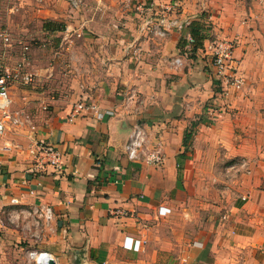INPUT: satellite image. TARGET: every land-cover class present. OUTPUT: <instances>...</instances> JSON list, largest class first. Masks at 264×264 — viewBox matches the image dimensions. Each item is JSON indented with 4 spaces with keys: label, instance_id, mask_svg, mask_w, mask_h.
Listing matches in <instances>:
<instances>
[{
    "label": "crops",
    "instance_id": "obj_1",
    "mask_svg": "<svg viewBox=\"0 0 264 264\" xmlns=\"http://www.w3.org/2000/svg\"><path fill=\"white\" fill-rule=\"evenodd\" d=\"M144 1H36L0 44V70L33 74L11 86L23 123L0 134V264H30L31 248L63 264H264V0H183L181 17L211 26L203 46L189 27L141 33ZM214 37L238 38L246 77L223 95ZM81 100L98 109L70 121ZM136 121L162 166L128 158ZM38 142L63 151L62 170L37 165ZM46 204L50 221L34 211Z\"/></svg>",
    "mask_w": 264,
    "mask_h": 264
},
{
    "label": "built area",
    "instance_id": "obj_2",
    "mask_svg": "<svg viewBox=\"0 0 264 264\" xmlns=\"http://www.w3.org/2000/svg\"><path fill=\"white\" fill-rule=\"evenodd\" d=\"M42 2L43 0H36ZM72 10H80L85 5V0H67ZM183 7V0H146L136 3L135 9L141 17L140 31L145 34L164 38L172 29L181 30L189 27L191 19L180 16V10ZM6 42H10L11 35L8 31L0 32ZM190 42L195 39L188 36ZM239 44L238 38L214 37L209 39L206 50L211 57L213 73L221 84L219 94H227L231 88L240 89L244 86L246 77L241 68V63L235 56L236 48ZM179 59H176L178 62ZM21 76L25 83L32 81L31 72L20 71L12 72L9 70H0V134L4 133L10 126H19L22 124V116L18 111L12 109L11 86L13 81ZM217 101L212 99L207 103V115L213 117L218 111ZM98 109L94 102L78 101L73 106L69 115L72 121L84 111H96ZM30 154L39 167L51 165L56 171L63 168V151L50 142H38L29 147ZM125 152L129 159L146 162L157 166L165 163L166 155L161 141H151L150 132L138 121L133 125L125 144ZM12 203H18L17 198H12ZM35 212L42 215L47 221L53 216L51 205H40L34 208ZM1 215V212H0ZM125 246L128 248L139 249L141 241L126 240ZM30 264H63L57 261L54 255L48 250L31 248L28 250ZM77 264V263H68Z\"/></svg>",
    "mask_w": 264,
    "mask_h": 264
},
{
    "label": "rangeland",
    "instance_id": "obj_3",
    "mask_svg": "<svg viewBox=\"0 0 264 264\" xmlns=\"http://www.w3.org/2000/svg\"><path fill=\"white\" fill-rule=\"evenodd\" d=\"M43 3V2H42ZM45 3V1H44ZM36 3V0H0V32L8 31L11 36H14L13 27L18 26L21 21L24 20V13L28 12V16H30V12L35 11L39 8H42L43 5H39ZM26 9V10H25ZM34 22L37 24L40 23L41 17L33 16ZM36 30L38 29L37 25L33 23ZM16 38V37H15ZM0 44H4L3 36L0 35Z\"/></svg>",
    "mask_w": 264,
    "mask_h": 264
},
{
    "label": "trees",
    "instance_id": "obj_4",
    "mask_svg": "<svg viewBox=\"0 0 264 264\" xmlns=\"http://www.w3.org/2000/svg\"><path fill=\"white\" fill-rule=\"evenodd\" d=\"M208 24L207 22L204 21L202 17L194 18L193 20H191L189 28L191 31V35L195 39V44L203 46V41L208 36L209 29L211 28L210 24L209 25ZM196 123L197 121L193 122V124H196ZM191 136H192V131L187 132L185 136V143H187V141L189 140Z\"/></svg>",
    "mask_w": 264,
    "mask_h": 264
}]
</instances>
